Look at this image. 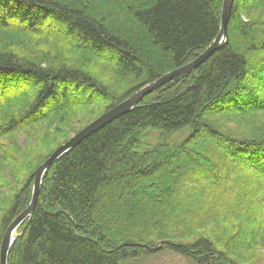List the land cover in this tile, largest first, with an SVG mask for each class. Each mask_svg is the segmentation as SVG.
Here are the masks:
<instances>
[{
    "label": "trees",
    "instance_id": "obj_1",
    "mask_svg": "<svg viewBox=\"0 0 264 264\" xmlns=\"http://www.w3.org/2000/svg\"><path fill=\"white\" fill-rule=\"evenodd\" d=\"M223 3L0 0V247L40 164L201 55ZM229 17L223 48L53 163L7 264H244L224 228L264 221V0H234Z\"/></svg>",
    "mask_w": 264,
    "mask_h": 264
},
{
    "label": "water",
    "instance_id": "obj_2",
    "mask_svg": "<svg viewBox=\"0 0 264 264\" xmlns=\"http://www.w3.org/2000/svg\"><path fill=\"white\" fill-rule=\"evenodd\" d=\"M234 0H224L222 4L221 17H220V29L217 37L213 40V42L201 53V55L197 56L192 62L177 68L167 74L163 75L158 80L148 83L146 86L138 90L132 96H129L122 103L108 110L106 113L87 124L86 127L73 134L70 139L56 150L52 152L50 157L44 162L41 163L38 169L34 172V182L31 201L29 202L28 207L20 214L18 217L10 224V226L6 229L4 234L2 244L0 247V264H7V257L10 251V248L13 244V241L16 239V233L20 225L27 219L31 217L33 214L35 207L38 202L41 185L43 181V176L48 171V169L55 163L58 159H60L64 154H66L69 150L78 146L86 138L90 137V135L96 133L109 123L117 120L118 118L128 114L132 111L144 98L149 95L153 91L163 87L168 84V82L173 81L185 74H188L194 70H196L201 64H203L207 59L211 57L216 51L223 48L228 41L227 35V27L229 23V19L232 12Z\"/></svg>",
    "mask_w": 264,
    "mask_h": 264
},
{
    "label": "rangeland",
    "instance_id": "obj_3",
    "mask_svg": "<svg viewBox=\"0 0 264 264\" xmlns=\"http://www.w3.org/2000/svg\"><path fill=\"white\" fill-rule=\"evenodd\" d=\"M156 132L150 131L152 138L146 141V145L152 146V141L158 137ZM149 134V135H150ZM189 132H180L170 135V142L181 141L187 137ZM262 212L241 215L239 219L226 220L228 233H236L234 236H227L232 242L231 248L236 255H239L244 264H264V221L259 222ZM224 229H219L221 235ZM227 238L225 237V240ZM227 242V241H226ZM126 264H192L191 261L175 255L171 252H163L154 256L146 257L138 261L127 262Z\"/></svg>",
    "mask_w": 264,
    "mask_h": 264
}]
</instances>
